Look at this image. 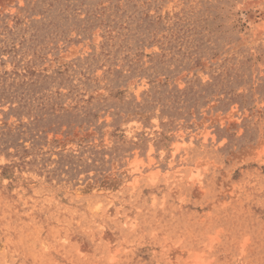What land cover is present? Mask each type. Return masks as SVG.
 <instances>
[{"label": "rangeland", "instance_id": "1", "mask_svg": "<svg viewBox=\"0 0 264 264\" xmlns=\"http://www.w3.org/2000/svg\"><path fill=\"white\" fill-rule=\"evenodd\" d=\"M195 261L264 264V0H0V264Z\"/></svg>", "mask_w": 264, "mask_h": 264}, {"label": "bare ground", "instance_id": "2", "mask_svg": "<svg viewBox=\"0 0 264 264\" xmlns=\"http://www.w3.org/2000/svg\"><path fill=\"white\" fill-rule=\"evenodd\" d=\"M132 169L136 170L137 168L133 167ZM195 264H200L199 261H195Z\"/></svg>", "mask_w": 264, "mask_h": 264}]
</instances>
